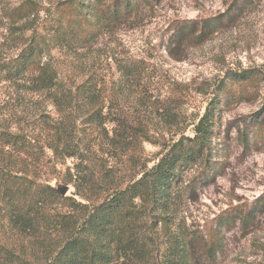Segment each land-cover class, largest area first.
<instances>
[{
    "label": "trees",
    "instance_id": "obj_1",
    "mask_svg": "<svg viewBox=\"0 0 264 264\" xmlns=\"http://www.w3.org/2000/svg\"><path fill=\"white\" fill-rule=\"evenodd\" d=\"M154 1L60 0L51 12L24 0L0 14V23H9L0 44V86L24 100L22 111L0 118V264H216L226 232L239 221L253 223L263 203L248 213L225 211L203 229L180 216L186 200L226 168L222 114L258 98L259 71L220 81L204 113L183 129L181 110H160L147 96L143 61L107 62L110 71L115 64L114 82L94 72L97 62L80 57ZM243 8L238 3L214 18L174 21L169 56L183 61L182 53L211 40ZM54 52L74 57L71 73L79 69L80 81L61 76ZM160 133L166 136L158 139ZM238 137L245 149L263 141L262 118ZM145 144L162 147L152 167L141 164ZM49 158L66 169L62 180L74 187L71 196L57 192Z\"/></svg>",
    "mask_w": 264,
    "mask_h": 264
},
{
    "label": "rangeland",
    "instance_id": "obj_2",
    "mask_svg": "<svg viewBox=\"0 0 264 264\" xmlns=\"http://www.w3.org/2000/svg\"><path fill=\"white\" fill-rule=\"evenodd\" d=\"M23 1L0 0V14L7 16L8 10ZM38 1L54 12L60 0ZM238 3L244 4L239 16L211 40L189 47L182 53L183 61L169 56L167 43L174 21L214 18L226 14ZM19 27L16 25L11 29L14 31ZM8 28L5 19L0 23L1 47L5 44L3 40ZM4 49L5 52L9 50ZM53 55L62 77L74 80L76 76L81 80L79 69L71 73L74 57L61 52ZM80 57L84 61L97 62L94 72L106 81L114 82L118 80L115 64L112 63L110 71L106 69L107 62L124 58L143 61L147 67V96L160 110H181L183 129H188L192 120L204 113L220 81L234 77L240 70L259 71L263 82L258 98L241 102L222 114L219 140L230 146L226 168L214 184L199 189L197 195L186 200L180 217H186L190 224L203 229L225 211L238 208L248 213L263 203L256 209L252 224L239 221L226 232L225 251L219 255L216 264H264V140L245 149L238 137L256 116L264 121V0H156L153 7L147 6L143 10L139 19L104 33L91 48L81 50ZM116 89L113 85L111 90L115 92ZM15 93L5 85L0 86V118L22 111L24 100ZM188 135L192 136L191 130ZM165 136L160 133L157 138ZM143 147L141 164L146 161L152 167L158 162L162 147L151 144ZM49 159V168L56 165L51 172L56 178L53 185L56 188L69 186L68 196H71L74 187L62 180L66 169L64 171L55 160ZM72 162L69 160L67 165L72 166Z\"/></svg>",
    "mask_w": 264,
    "mask_h": 264
},
{
    "label": "water",
    "instance_id": "obj_3",
    "mask_svg": "<svg viewBox=\"0 0 264 264\" xmlns=\"http://www.w3.org/2000/svg\"><path fill=\"white\" fill-rule=\"evenodd\" d=\"M57 192L59 193V195L66 197L68 196L69 192H70V187L69 186H62V187H58L56 188Z\"/></svg>",
    "mask_w": 264,
    "mask_h": 264
}]
</instances>
